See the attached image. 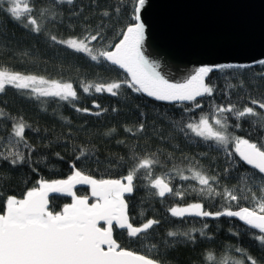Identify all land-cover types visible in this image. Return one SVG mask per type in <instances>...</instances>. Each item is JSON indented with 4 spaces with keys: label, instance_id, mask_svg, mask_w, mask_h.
<instances>
[{
    "label": "trees",
    "instance_id": "obj_1",
    "mask_svg": "<svg viewBox=\"0 0 264 264\" xmlns=\"http://www.w3.org/2000/svg\"><path fill=\"white\" fill-rule=\"evenodd\" d=\"M34 2L36 8L40 9L49 0ZM5 7L6 1L0 3V68L48 80L70 82L77 90L79 99L71 102L60 101L58 98L33 99L10 86H6L5 91L0 93V109L8 117L23 118L29 126L26 129V139L34 149L30 158L31 166L25 163L12 167L0 161V175L5 177L0 180V203L8 195L22 197L28 189L37 186L36 180L41 177L46 180L67 178L71 175L73 164L96 179L120 178L131 166L133 154L143 157L146 153H156L164 165L155 166L154 173L157 175L163 172L174 175L169 171L174 164L186 168L188 161L184 157L195 158L193 163L198 160L209 174L220 177L217 191H222L224 186L232 188L236 185L238 172H257L240 161L238 156L226 159L225 152L212 145V142H203L196 137L185 138L173 122L180 121L182 116L185 120L193 115L198 119L202 112L211 117L213 104L233 103L241 108L248 105L264 114V110L259 109L258 105L251 104V100L264 102V65L256 63L248 67L214 70L209 73L206 82L213 86V95L198 97L197 101L202 108L195 109L194 114L185 113V107L191 106L190 102L177 105L174 102L156 101L126 87L115 97L106 92L96 93L94 89L86 94L82 90V84L123 80L127 74L116 66L98 64L83 53L56 44L49 36L56 35L60 39L80 38L86 32L95 34L101 31L104 39L93 41L92 47L114 45L122 38L119 34L129 24L135 23V0H73L71 5H57L40 19L39 22L43 25L40 34L33 33L10 19L3 10ZM52 11L57 13L55 20L49 19ZM104 12L109 15H103ZM93 102L99 104L100 108L93 107ZM77 107L88 108L90 112H77ZM95 112H100V115H93ZM256 119H246L241 122V128L230 127L229 131L258 145L264 144V127L251 122ZM235 122L230 118V124ZM11 123V119L0 117V136H7ZM141 123L144 124V131L136 132L135 129ZM125 128L132 131L126 132ZM5 143L6 141L0 140V150H4ZM17 147L28 156L27 148L23 145ZM82 149L91 153L90 159H76ZM229 152H234L231 144ZM170 155L172 159H169ZM121 157L127 163L120 162ZM230 166L233 171L231 175H227L224 170ZM33 168L36 169L35 172L32 171ZM185 175L189 173L185 172ZM137 184L138 187L132 194H125L133 223L139 225L149 218L158 219L160 223L154 226L143 244L131 242L126 233L121 234L117 230L115 238L122 247L150 255L161 264H235L237 260H244V264H249L246 256L235 251L236 248H243L258 264H264V248L250 234L256 230L247 229L237 218L185 217L181 220L169 214L171 206L192 202H202L212 212L224 207L220 197L208 199L191 191L188 186L195 185V181H182L178 177L172 180L173 187L188 189V194L183 199L151 196L149 193L155 190L146 188L145 181H137ZM75 193L77 196L88 195V188H79ZM49 199L53 211H60L64 204L72 202L67 195H54ZM239 206L251 207V200L242 199L238 205L231 204L233 210H238ZM204 224L208 227L204 228ZM192 229L197 230L191 233L195 237L194 243L183 236H167L169 231L189 232ZM200 229H203L204 236L200 235ZM234 232L239 235H233ZM165 241L169 243L166 245ZM153 244L156 249L149 253L147 246ZM209 253L213 257L211 262L206 260Z\"/></svg>",
    "mask_w": 264,
    "mask_h": 264
},
{
    "label": "snow or ice",
    "instance_id": "obj_2",
    "mask_svg": "<svg viewBox=\"0 0 264 264\" xmlns=\"http://www.w3.org/2000/svg\"><path fill=\"white\" fill-rule=\"evenodd\" d=\"M3 2L5 0H0V3ZM64 3L71 5L73 0H49L40 9L36 8L34 0H6V7L3 10L10 19L20 23L25 29L40 34L43 30L40 19L45 17L50 9ZM145 4L146 0H135L133 9L135 23L129 24L119 34L122 38L114 45L92 47L93 41L104 39L101 31L95 34L86 32L80 38L60 39L56 35L49 36V39L56 44L83 53L98 64L116 66L127 74L123 80L82 84L84 93H90V90L94 89L96 93L106 92L115 97L120 95L123 87H126L132 92L145 94L156 101L174 102L177 105L190 102L191 106L185 107V113L194 114L195 109L202 108L197 98L213 95V86L206 82L209 73L214 70L249 66L204 65L197 68L195 73L184 82H170L157 70L159 65L150 60L144 51L146 25L142 21L141 12ZM116 11L118 12L119 8ZM103 15L108 16L109 13L104 12ZM56 16L57 13L52 11L49 19L55 20ZM256 63L264 65V60H258ZM6 86L20 91L21 94L26 93L33 99L58 98L60 101L68 102L79 99L77 90L70 82L48 80L41 76L0 68V93L5 91ZM251 104L258 105L259 109L264 110L262 101L251 100ZM93 107L99 109L100 105L93 102ZM76 111L89 113L90 109L77 107ZM212 113L209 117L202 112L198 119L193 115L185 120L182 116L180 121L173 123L185 138L196 137L203 142H212V145L225 152L226 159L231 160L234 156H238L240 161L257 170L259 175L257 172L239 173L237 169V184L232 188L224 186L222 191H217L220 177L209 174L198 160L193 163L195 158L187 156L184 157L188 161L186 168L174 164L169 170L174 175H169V172L159 175L154 173L155 166H164L156 153H146L143 157L133 154L131 158L133 162L128 167L127 173L116 179H96L73 164L71 175L66 179L46 180L41 177L36 180L37 186L28 189L22 197L8 195L0 203V264H161L150 255L122 247L115 238V233L120 230L121 234L126 233L131 242L143 244L160 221L149 218L139 225L134 224L133 218L129 215L125 194H132L138 187L137 181L142 180L146 182L144 185L146 188L155 190L149 193L151 196L160 198L174 196L183 199L188 194V189L173 187L172 180L176 177L182 181H195V185L188 186L191 191L208 199L220 197L224 207L212 212L207 210L202 202L177 204L168 209L172 217L181 220L185 217L213 219L235 217L242 221L247 229L256 230L250 234L264 248V144L258 145L229 131L230 127L241 128V122L251 117L257 118L251 121L253 124L264 127V114L257 112L251 106L245 105L241 108L233 103L213 104ZM92 114L98 116L100 112ZM0 117L12 120L7 136H0V140L6 141L4 150H0V161L12 167L25 163L31 166L30 158L34 149L26 139V129L29 126L22 117H8L3 109H0ZM230 118L236 121L235 124L229 123ZM125 131L130 132L132 129L125 128ZM135 131H144V124L141 123ZM230 144L234 146V152H229ZM17 145H23L28 149L27 157ZM57 156L59 157V153ZM82 157L86 160L90 159L91 153L82 149L76 159L79 161ZM172 158L170 155L169 159ZM120 162L127 163L123 157L120 158ZM32 171L35 172L36 169L33 168ZM232 171V166L224 170L227 175H231ZM185 172L189 175H185ZM4 178L0 175V180ZM77 185H87L90 188V196H77L74 191ZM50 193L66 194L71 197L72 202L64 204L60 211H53L50 208ZM242 199H250L252 206H239L238 210H233L231 204L238 205ZM203 227L207 228L208 225L204 224ZM195 231L197 230L169 231L167 236H183L194 243L195 237L191 233ZM199 231L201 236L205 235L203 229ZM233 235L239 233L234 232ZM168 243L165 241L166 245ZM155 249L154 244L147 246L149 253ZM235 251L246 256L249 264H258V261L245 249L236 248ZM206 260L209 262L213 260L211 253ZM235 264H244V260H237Z\"/></svg>",
    "mask_w": 264,
    "mask_h": 264
},
{
    "label": "water",
    "instance_id": "obj_3",
    "mask_svg": "<svg viewBox=\"0 0 264 264\" xmlns=\"http://www.w3.org/2000/svg\"><path fill=\"white\" fill-rule=\"evenodd\" d=\"M141 17L145 54L172 83L200 66L264 60V0H146Z\"/></svg>",
    "mask_w": 264,
    "mask_h": 264
},
{
    "label": "flooded vegetation",
    "instance_id": "obj_4",
    "mask_svg": "<svg viewBox=\"0 0 264 264\" xmlns=\"http://www.w3.org/2000/svg\"><path fill=\"white\" fill-rule=\"evenodd\" d=\"M88 196H90V191L88 190Z\"/></svg>",
    "mask_w": 264,
    "mask_h": 264
},
{
    "label": "rangeland",
    "instance_id": "obj_5",
    "mask_svg": "<svg viewBox=\"0 0 264 264\" xmlns=\"http://www.w3.org/2000/svg\"><path fill=\"white\" fill-rule=\"evenodd\" d=\"M6 1V0H5Z\"/></svg>",
    "mask_w": 264,
    "mask_h": 264
}]
</instances>
